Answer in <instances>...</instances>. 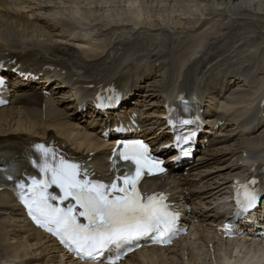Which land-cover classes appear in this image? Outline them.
Returning a JSON list of instances; mask_svg holds the SVG:
<instances>
[{"label": "bare ground", "instance_id": "1", "mask_svg": "<svg viewBox=\"0 0 264 264\" xmlns=\"http://www.w3.org/2000/svg\"><path fill=\"white\" fill-rule=\"evenodd\" d=\"M39 1L37 3L36 0H0V61H13L16 59L17 63L31 67V70L37 73L42 72L48 77L56 74L61 79V82L67 80L73 87H88L92 84L101 83L110 84L123 77L134 75L136 79L132 83V88L137 89L138 94H140L141 89H146L143 91L144 102L152 100L155 102L154 97H162V95L167 94L178 96L183 91L191 93L194 88H199L205 95L209 92L213 98H221L225 104L229 102V107L226 110L240 122V126L248 125L247 128L251 132L249 135L256 133L264 125L262 117L249 116L251 108L244 109L245 111H236L232 110L234 108H230V106L235 104L241 106L245 101L243 90L239 88L235 90L233 88L235 84H239L236 80L232 82L233 78L239 75V78L242 79L241 82L244 79L250 80V73L254 71L255 66H252L254 68L251 71L246 66L242 68L240 64L246 59L245 55L241 61H238V53L235 51L237 55L231 59L236 63L237 68L235 70H231V61L228 64L222 63L224 51L220 43L221 38H216L206 43L203 40V36H201L189 47V51L185 55L181 53L173 61H170L169 59H164L163 55L160 54L161 50L146 46L148 40L144 35L146 31H150L152 28L155 32H158L154 27L162 26V23H165L167 18L162 19V23H158L152 17L145 18L139 0ZM206 1L212 5L214 4L215 8L216 4L219 6V0ZM233 1L235 0H230L228 3V6L232 9H224L222 13L226 15L232 13L233 15L236 12L238 13V7L240 6H245L252 10L253 4H250L251 0H245L240 5ZM262 1L264 6V0ZM48 2L53 4L52 15L56 14L55 18L58 17L54 24L46 22L37 14L38 10L47 8ZM117 2L119 5L124 4L131 7L134 13L132 16L126 17V19L109 18L112 21L121 23L116 25L119 27L118 30L130 28V31H122L118 34L114 42H98L94 45L87 43L84 39H80L74 45L63 41L67 37L57 31L58 27H63V30H72L73 24L70 22L69 17L80 18L82 11L86 10L87 7L88 10H93L91 17H84V20H87L89 24L94 23L99 18L102 19L104 16L107 17V14L103 16V14H97V11L109 13ZM199 5L200 2L196 1L192 4V6H197V8H200ZM262 7L259 8L264 11V7ZM174 8L176 10V6ZM215 8L213 7V11L208 13L216 12ZM233 9L237 11H234L235 13L230 12ZM222 13L220 18L226 20L227 18H232L223 17ZM112 15L111 12L109 16ZM89 18L91 20H88ZM100 19L98 20L100 22L99 26L108 30V26L112 23ZM231 21L233 20H228V23L224 24H221L222 22L213 23L211 26V17H201L200 24L196 28L223 31L236 22L233 21L231 23ZM181 26L183 25L179 21H173V26H170V32H181ZM232 41L234 40L230 42ZM230 42L227 46L231 50L229 47ZM91 45L95 47L93 48ZM213 54H215L214 57ZM158 62L159 64L157 65ZM159 76H162L161 80H159ZM163 81L165 82L164 84L162 83ZM249 82L251 83V80ZM244 83L246 84V82ZM22 86L23 90L20 93L18 91L12 93L11 104L0 110L1 137L16 132H25L24 134L27 136L46 137L49 129L53 128L57 131V134L66 136L70 140L73 139L77 148L84 149L87 147V151L102 148L103 145L94 131L89 133L87 129L79 127L80 118L67 115L63 121H57L59 113L56 105L51 104L50 100L46 101L47 107L44 110L42 95L37 91V88H42L43 86L37 87V85L30 83L22 84ZM231 91L232 93H230ZM229 93L228 99L230 101H226ZM245 93L247 95V92ZM149 104L154 105L153 102H149ZM158 109L159 112L161 111L159 115H157ZM158 109L155 111L156 118L145 120L150 127L162 124L163 103L160 104ZM257 109L258 111L261 110L259 106ZM254 120H257L256 124H253ZM250 125L254 130L250 128ZM150 138L154 139V137ZM221 148L216 149V153L219 154L222 151L233 155L241 153L239 155L241 159L247 157L246 160L248 161L253 158H262L264 160V131L262 133L258 132L251 137L241 138L235 144L232 143L227 147ZM98 152L100 156V151ZM216 158L218 157H213L212 159ZM206 226L209 225H201L200 227L198 235L201 236L202 240L204 237L202 233L206 231L205 229H209ZM213 239L216 238L213 237ZM220 243H223L220 239L215 241L213 254L211 253V248L208 247V251H206L202 246L197 247L198 253L204 251L206 257L211 256V264H226L228 254L222 256L220 252L217 253L221 249ZM187 249L189 250L187 253L189 255L188 264H191V262L192 264L196 263V254L191 248L188 247ZM177 250L174 247L170 249L151 248L143 252V254L150 255L145 256L143 261H146L145 264H175L170 259H175L174 254L177 253ZM57 253H59V249L52 245L51 240L43 233L32 229L28 222L22 218V212L14 203L12 197L5 193H0V264H67L64 255H57ZM235 254H239V251ZM180 256L182 257V255ZM146 257L149 259H146ZM165 260L169 261V263H166L167 261L165 262ZM130 261L133 262V260Z\"/></svg>", "mask_w": 264, "mask_h": 264}, {"label": "snow or ice", "instance_id": "2", "mask_svg": "<svg viewBox=\"0 0 264 264\" xmlns=\"http://www.w3.org/2000/svg\"><path fill=\"white\" fill-rule=\"evenodd\" d=\"M118 148L120 150L113 153V164L119 159L135 167L130 174L116 175L106 184L90 181L86 176L81 179L80 165L58 158L43 145L37 146L45 158L40 171L46 179L32 180L31 195L24 198L29 215L84 259L96 260L109 246L121 247L141 237H150L155 243H168L175 236L176 215L168 210L164 197H145L137 187L145 173L152 175L154 169L161 172L163 169L151 160L148 146L140 141L124 143ZM52 185L60 189V197L47 193ZM24 187L20 184L21 189ZM58 199L61 203L65 200L75 203L62 209L51 203ZM255 202L256 196L245 186L243 205L251 208ZM77 206L82 209L79 213L75 211ZM78 216L84 217L87 224L79 223Z\"/></svg>", "mask_w": 264, "mask_h": 264}, {"label": "rangeland", "instance_id": "3", "mask_svg": "<svg viewBox=\"0 0 264 264\" xmlns=\"http://www.w3.org/2000/svg\"><path fill=\"white\" fill-rule=\"evenodd\" d=\"M139 1H140L142 8H143V16L145 18L152 17L153 19L157 20L158 23H162L163 22L162 19L167 18L165 21V25H169V23L173 24V21H179L184 26V27L183 26L180 27V29H182V30H180L181 32H174V33L170 32L169 28H167V27H165V28H162L161 26L154 27V28H156V31H158L160 33V35H163L164 37L171 39V41L174 40L175 35L178 38H183V40H181V41L178 40L176 45H172L171 43L169 44L168 42H166L165 45H162L161 43H159L157 40V36L150 33V32L156 33L153 28H152V30L146 31L144 33L145 37L148 40V43L146 44V46L161 50L162 52H160V54L163 55L164 59H169L170 61H173L181 53L183 55H185L189 51V47L191 45H193L196 40L200 39L201 36H203V40L206 43L210 42L216 38H221L220 43H221V46H222L223 51H224V56L222 57V59H223L222 63H227V64L230 63L231 59H233L237 55L234 51L230 50L227 46V44L231 40H234L235 42H233V41L230 42L229 47L233 50L236 49L240 52H243V53L237 52L238 53L237 60L241 61V59L245 55L246 59L241 63L242 68H244V66H246L247 68H249V71L253 70L254 67H250V64H251L252 58L255 57V53L258 50H259V52H258L259 55H257L254 58V61L256 59H258V60L261 59L260 54L262 56H264V53H262V51H261V49L264 50V11L260 10V8L263 6L262 0H255V1L251 0L250 4H253L252 10H249V8L245 7V6L238 7L239 8L238 13L236 12L237 10H235V9L231 10L230 12H233V13L236 12L233 15H232V13H228L227 15L222 13V11L224 9L225 10L232 9L230 6H228L229 5L228 3L230 0H219V6H217V4H216V8H215L214 4H213L214 5L213 6L209 2H207V1L205 2V0H189V1L188 0L187 1H184V0H179V1L178 0L177 1L176 0L175 1L174 0H163V1L162 0H139ZM194 1L200 2L201 6L199 5V7L202 8L201 10H200V8H197V6H192ZM233 2L240 5V4H243L242 2H245V0H235ZM175 6H176V10L174 8ZM82 7H83V5H82ZM213 7L215 8L216 12L208 13V12L213 11ZM87 8H86V10H83L84 12L82 11L81 16H83V15H84V17L91 16L93 10L90 11V9L88 10ZM111 10H112L111 12L113 14L112 16H109V14H111L110 11H109V13L108 12L105 13L104 11H97V14L100 13V14H103V16L105 14H107V17L104 16L102 19H100V18L99 19L100 20L106 19L110 23L116 24L119 22L112 21L110 19H112V18L126 19V17L132 16L134 13V11L131 7H128L127 5H124V4L119 5L118 2L116 4V6L113 7V9L111 8ZM177 10H179V11H177ZM171 11H173V12H171ZM255 12H257V13H255ZM51 13H52V11L48 10L47 12H45L42 15V17L49 18ZM205 13H207L206 15L208 17L213 15L211 17V19L213 20L212 21L213 23L222 22L221 24H224V23H228V20H233L236 22L231 24V26H229L228 28H226L223 31H213V30L196 28L200 24L201 17H205ZM221 13L223 14V17H232V18H227V20L222 19V18H220ZM213 17H215V18H213ZM99 19H97V20H99ZM88 20H91V18H89ZM108 21H106V22H108ZM233 21H231V23ZM94 23H91V24H94ZM112 24H110L108 27L112 26V27H115L117 29L119 28L118 26L112 25ZM99 25H100V22H98V26ZM191 30L196 31V34H193L191 32ZM161 37L162 36H159V38H161ZM237 42H239L243 47H247V48L243 49V47L237 46L236 45ZM101 43H105V42H101ZM257 48H259V49H257ZM214 56H215V54H213V57ZM259 63L263 67V64H261V62H259ZM246 64H248V65H246ZM256 85H257V82L255 83V87L252 89V91L256 90ZM171 88H172V85H171ZM242 88H245V86H243ZM246 89H248V86H246ZM242 92L245 95V92L244 91H242ZM246 98H249V97H246ZM260 132L262 133V131H260ZM186 243L192 244V241H187ZM185 244L180 245L179 247L176 248V249H179V251L178 250L176 251L177 253L174 254L175 259H171L170 260L171 262L173 261V262H175V264H178V263L180 264V262L182 263V257L180 256V255H182L181 248ZM197 253H198V251H197ZM197 253H196V256H197L196 257V263H194V264H211V261H210L211 256L206 257L204 255L205 254L204 251L200 252L201 255L199 253L198 254ZM166 261L167 260H165V262ZM145 262L146 261H141L139 264H145ZM166 263H169V261H167ZM128 264H136V262L130 261Z\"/></svg>", "mask_w": 264, "mask_h": 264}]
</instances>
